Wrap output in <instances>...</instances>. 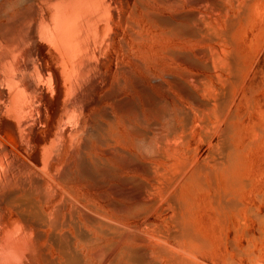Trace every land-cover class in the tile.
<instances>
[{
    "label": "bare ground",
    "instance_id": "1",
    "mask_svg": "<svg viewBox=\"0 0 264 264\" xmlns=\"http://www.w3.org/2000/svg\"><path fill=\"white\" fill-rule=\"evenodd\" d=\"M205 1L207 2L209 0H0V18L6 17L5 20H3V21L0 20V264H57L56 262H53L50 259V257L48 256V254L46 252V249L41 245V241L45 237V233H44L45 226H51V227H53L52 228L53 230H54V228L60 226L64 221L60 220L59 217L65 211L66 206L69 203H72L74 205L73 206L74 209H72L73 211L70 209L71 213L74 212L75 209L77 210L79 208V206H82L81 204L78 206V203L73 199L75 197L77 199L83 200L82 197L87 195V192H84V188L83 187L78 188L79 186H82V184H85L87 186H91L94 188L93 193L98 194L99 191L97 190L96 187H99L101 183L106 182V181L113 179L115 177V175H116L115 161L117 158L116 144L118 141L116 121H115V112H116V110H119L125 114V118H128V117L130 118V102H128V103L124 102V103L120 104V103H117V101H116L117 100L116 99L117 93L119 92V87H118L117 82L115 80V73H117V71L115 70V67H116V64H117V61L119 58H122L121 60L133 59V61L138 66H140V68L142 67L143 69L144 68L146 69L149 65L155 67V69L157 68L156 70H159L158 72H160V74H158L157 76L155 75V77H153L152 79L157 81L160 86H162L169 93H172V95L174 96V93L170 89L166 88L165 84L167 82H169L171 84V86H173L174 88L179 89L183 93H185V95L192 100V102L195 104V106H197L196 108H201L204 106L210 107V108L207 107L208 109L206 107H204L207 109V110H205L206 112L210 111V113H211L212 111H215V110H216L215 112H218V110H217V108H218L219 109L218 113L219 114L222 113V115H223V112H225V110H226V112L231 111L232 109H234L233 108L234 106L238 105L239 93H241V92L234 90L232 88L233 85L231 87H229L230 90L229 89L224 90L225 86L223 84H219V85L223 86V87H221L223 90L221 89V92H220V89H218V90H216V93L214 92L216 94L217 98H215V96H214L215 94L212 93L213 96L212 95L211 96L213 97V101H208V100L203 101L202 99H200L198 97V95H196V93L190 87V85L194 86V84H195L194 82H196L195 80H197V83L198 82H205L202 80L203 79V76H201L202 74L199 73L200 74L199 76H196L194 74L195 73L194 69H196L197 67L202 68V67L206 66V64H207L206 63L207 60L204 63H201L200 61L197 60V56H196V39L199 36L200 31L202 30V27H201V25H199V22H198L199 21V19H198L199 15H198V12H197L198 10L196 7L198 6L199 3H201V2L203 3ZM210 1H212V3L216 7H223V3H221L218 0H210ZM246 2H247V0H246ZM246 2L244 0L243 3L245 4ZM236 3H237V1H236ZM249 3H250V0L246 4H249ZM237 5H239V4H237ZM10 10L12 11V13H9ZM1 16H4V17H1ZM217 37H215V38H217ZM225 37L228 38L227 36H224L223 38H225ZM171 38H174V39L177 38V40H180V41L174 42L171 40ZM202 38H204V37H202ZM207 38L213 39L214 37L213 36H206L205 39L208 40ZM221 38H222V36H221ZM225 41H228V40H225ZM250 42H251V40H250ZM182 43H184V44H182ZM231 45H233V44H231ZM228 47H229V45H228ZM252 48H254V47L252 46ZM257 48H254V50ZM231 50H233V49H231ZM228 52H229V54H228ZM233 52L232 53L235 55L236 51L233 50ZM232 53H230V51H227L226 56L225 57L222 56V57H224L223 59L225 60L226 57L229 55L226 59L227 61L221 60V62H223V63L225 62V64H224L225 66L222 63V65H221L222 67L223 66L226 67V62L228 64L227 65L228 70H226L227 68H224L225 70H222V71L227 72V73H230V71L231 72L234 71V72H237L239 74V72L242 71V70H240V67H239L241 65L240 64L241 61H239V63L236 62L237 60H239V57L237 56L238 58L236 59V58H234V55L230 56V54H232ZM224 54L222 53V55H224ZM247 55H249V54H247ZM251 56L252 55H250V57ZM217 57L220 60L219 55H217ZM245 57H246V55H245ZM263 57H264V55H263ZM245 59H247V58H245ZM254 59H256V58H254ZM257 59L259 60L258 57H257ZM219 60H218V62H219ZM235 62L238 63L239 70L236 69L237 65L235 66ZM208 63H209V61H208ZM136 64H135V66H136ZM183 64H185L189 68V71L184 72L183 75H179L178 73L173 72L174 68H172L173 71H171V70L166 71L164 69V67L166 65H173L174 67L178 68ZM245 66H243V68H242V65H241L243 72L247 71L246 69L249 68L248 65L246 66L247 68ZM253 66H254V64H253ZM121 68L123 70L125 69L126 72L130 73V70L127 67L122 66ZM118 69H119V67H118ZM232 69H234V70L232 71ZM236 70H238L239 72ZM155 73H156V71H155ZM240 73H242V72H240ZM216 74H217V72L215 73V77L217 79L219 78L218 79L219 82L217 81V79H215L217 81V83H220V82L224 83L223 81H225V79L227 77L225 78V76H224L223 80H221L222 79L221 77H223V76H220L221 74L219 75V72L217 75ZM242 74H246V72L242 73ZM217 76H219V77H217ZM230 76H232V74H230ZM245 76L246 75H244L243 78ZM195 77H196V79H195ZM232 77H234V76H232ZM239 77L240 76L236 74L235 80H234V82L236 83V84H234L235 86H237L238 84L241 85V83H239V82H241L242 80H241V77L240 78ZM229 78L227 79L228 81H233L232 80L233 78H230L231 80H229ZM138 82L140 84H142L141 81H138ZM237 82H238V84H237ZM209 83H211V82H209ZM242 84H244V81H242ZM198 85L199 84H197V86H196V84H195V86L197 88H198ZM200 85L202 86V83ZM213 85H215V84H213ZM227 85L229 86V84H226V86ZM206 86H207V84H206ZM215 86H213V87H215ZM235 86H233V87H235ZM207 87L209 88V86H207ZM207 87H206V89H207ZM217 88H220V86L218 87V85H217ZM253 88L254 87H251V89H253ZM212 89H214V88L210 87V90H212ZM237 89H238V87H237ZM197 90H199V89H197ZM255 90H254V93H256ZM207 91H209V89ZM217 91H219V92H217ZM251 91L252 90H250V92ZM250 92L248 95L252 96L253 92H251V94H250ZM217 93L220 95H218ZM250 99H249V101H250ZM161 101H162V99H160L158 97H154L152 100L147 99V105L149 107H155ZM250 102H252V101H250ZM250 102H249V104H252ZM261 105H262V103H261ZM245 106H247V105H245ZM213 107H216V108H214L215 110L213 109ZM204 108H203V111H204ZM251 108L248 105V108H246V111H248V109H251ZM209 109H211L212 111ZM89 110H90V112H88ZM199 110H201V109H199ZM195 111H193V112H195ZM235 111L232 110V112H234V113H235ZM239 111H240V108H239ZM246 111H245V113H247ZM215 112L212 113V115L215 114ZM250 112L253 113L252 109L249 111V115H250ZM197 113H200V112L198 111ZM197 113H196V116H197ZM210 113L208 112V114H210ZM216 114L214 116H217V117H215L216 119L214 118L215 119L214 121H217L218 117L221 118V120L223 117L229 119V117H225L227 114L224 115L223 117L218 116ZM244 114L241 115V117H243ZM200 115H201V113H200ZM204 115L206 116V114H204ZM252 115H255V114L253 113ZM259 115H261L260 111H259ZM170 116H171V114H170L169 110L166 109L165 106H162L161 108L159 107L157 109L156 116H154L155 118L153 120H151L152 122H150L151 124L150 123L149 124L153 125L154 127L156 126L158 128V126H160L159 124H160L161 120L169 119V120H167L169 123V131H170V134L171 133L174 134V133H176L177 126H176L175 121ZM229 116L233 117L234 114L229 115ZM239 116H240V114H239ZM234 117H236V115ZM261 117H262V115H261ZM201 118H200V123L201 122L203 123L204 120H202ZM207 118H209V117H207ZM228 119H227V121L224 120L225 122L228 123L224 128L219 127V128H221V132H222V134L220 133L221 135L219 134V136H220L219 138L221 141L223 140L222 138H224V140H225L229 134L231 136V134L234 133V132L231 133L232 132V124H230V121H228ZM241 119H239V120H241ZM256 119H258V117ZM221 120H219L217 122H221ZM237 120H238V118H237ZM242 120L244 121V119H242ZM208 121L211 122L210 119ZM254 121H253V123H254ZM217 122L216 123L214 122V124H212L213 122L211 124L208 123V125L215 126V124H216V126H217L218 125ZM128 123L130 124V119H128ZM202 123H201V125L205 124V123H203V124ZM231 123H232V121H231ZM242 123H240V124H242ZM256 123H257V125L256 124H253V125L258 126V122H256ZM224 124H226V123H224ZM250 124H252V123H250ZM201 125H200V127H202V129H205L206 127H208L206 129H208L207 132L209 131V126L205 125L203 127ZM216 126L214 128H216ZM178 127H181V125ZM252 128H251V130H252ZM258 128H260V125ZM135 129H136L135 132L144 136V138L141 141V143L144 145V149L148 148L150 150H153V151L148 150V152H150V153L154 152V151H158V152L161 151L157 147L155 149V146H157L158 141L160 142V140H162L161 137H163V136H161V137H159V136L165 134L166 132L168 133V131L164 132L163 134L159 133L160 135L158 137L150 138L145 133V131H143L141 128H138V126H137V128L135 126ZM260 129H262V128H260ZM213 130L214 129L212 128V132H213ZM262 130H264V128ZM205 131H204V133H205ZM258 131H256V134L258 133L257 135H259V133H261V130H260V132H258ZM214 132H215V130H214ZM248 132L250 133V130L247 131V133ZM240 134L241 133H239V137H240ZM244 134H245V132H244ZM263 134H264V132H263ZM208 135H206V136H208ZM257 135L254 137L255 142L258 140V139L256 140V138L258 137ZM261 135H262V133H261ZM230 136H229V138H231ZM164 137H166V140H167L168 135H165ZM208 139L209 138H207V140ZM233 139H234V137H233ZM237 139H239V138L237 137ZM237 139H236V142H237ZM162 142H164V140ZM228 142H230L229 139H228V141L226 139L225 142L221 143V144H223V146L222 145H219V146H222V148H223L222 152L224 150L228 152V150H226L227 149L226 147H228V149L230 151H232V152H229L228 154L230 157L233 158V154H238L240 152L236 151V153H233V150H236V149L231 148L232 145L230 146V144ZM251 142H252V140H250L251 145L249 144V142H247V143L251 146V148H253L254 147L253 144L255 142L254 143L253 142L251 143ZM263 142H264V140H263ZM241 143H242V141H241ZM241 143H240V145H241ZM247 143H246L245 147L249 146ZM165 144H168V143H165ZM224 144H225V146H224ZM183 145H186V144L183 143ZM213 146H214V144H213ZM233 146L235 148V145H233ZM263 146H264V143H263ZM158 147H160V146H158ZM191 147H192V145H191ZM216 147H218V145ZM224 147H225V149H224ZM245 147L243 148L242 153L245 152L244 151ZM186 148L187 147L185 146V148L183 150L184 152H187ZM236 148H238V147H236ZM251 148H249L250 151L252 150ZM164 149H166V148L164 147ZM178 149L181 150V148H178ZM192 149H193V147H192ZM231 149H233V150H231ZM246 149H248V148H246ZM173 150L175 151V149H173ZM177 150L175 151L176 155H177V153H179V150H178V152H177ZM194 150H195V147L191 152H195ZM220 150H221V147H220ZM218 151H217V153H218ZM158 152H157V155H160ZM184 152H183V154H184ZM212 152H214V151H212ZM215 152H216V150H215ZM170 153L167 154V152H166L165 154H167V156L166 157L163 156V157H165V159H166L168 156H172L173 154H175L174 152H172L171 154ZM193 154L190 157H192ZM163 155H164V153H163ZM176 155H173V159H178V160H176V163H178L179 158L182 155L180 156V154H179L178 157H176ZM187 155H188V152H187ZM220 155H221V153H220ZM245 155L248 156L247 153ZM73 156H76V158H77V161H76L77 163H76L75 167H73V163L71 162V159ZM155 156H156V154H155ZM174 156L176 158H174ZM194 156L196 157V155H194ZM218 156H219V153H218ZM221 156H219V157H221ZM185 157L183 158L182 161L184 162V159H188V160H185V163H183L184 166H181V167H183V169H185V170L181 169V170H183L182 171L183 173L182 172L181 173H182V175H184V174L185 175L187 174V175L186 176L184 175L185 177H184V180L182 182H184V183L187 182L196 189L202 190L201 188H204L203 189L204 191L208 189V188L206 189L207 186L205 183L207 177L204 181V176L206 174L208 175V173H210V172L212 173V176H211L212 179L211 180L213 183H215V181H216V183L218 182L217 176H218L219 172L224 176L225 180L223 179V181H225V183L228 186L230 184H232V182L235 184L237 182L236 180L239 179L240 175L235 180V174L233 173L234 169L231 170L229 167H227L228 163L232 164L233 160L230 161V158H228L229 161L226 164L227 166L225 165L226 159H223L224 156H222L221 158L223 160H225V163H223L224 162L223 160H222V162L220 161V163H219L217 158L215 159L214 157H213L214 159H212L211 164L208 163L211 166L214 161L218 162L217 164L214 162V165L216 164L215 166L212 165V166H214V168L208 167V164L206 166V165H204L203 162H201L203 164L199 163L200 165H198V164L196 166L194 165L196 168L191 170V168L189 166L190 165L189 164L190 158L188 156H187L188 158H185ZM225 157H226V155H225ZM249 157H250V155H249ZM235 158H236V155H235ZM240 158L242 160V157H240ZM180 159H182V158H180ZM192 159H194V158H192ZM194 160H193V162H194ZM182 161H180V162H182ZM186 161H188V163H186ZM200 161H204V160H200ZM209 161H211V160H209ZM244 161H246V160H244ZM173 162L171 161V163L169 162L170 164L168 163L170 165V167L172 166L171 164H173ZM180 162H179V164L181 165L182 163H180ZM236 162H237V160L234 163H236ZM176 163L174 164V166L176 165L177 166L176 168L180 169V166L178 168V165ZM122 164L126 167H130V160H122ZM245 164L246 163H244V165ZM244 165L242 164L241 166H244ZM188 166L190 169L188 168ZM233 166L231 168H233ZM170 167H168V168H170ZM172 168H173V166H172ZM176 168H175L176 172L174 171L173 173L180 172ZM187 168L190 170V171L188 170L189 171L188 173L186 172ZM236 168H237V166H236ZM143 169H145L148 172L152 171L151 167H149L147 165H144ZM160 171L165 172L162 170H160ZM158 172H159V170H158ZM236 173H238V172H236ZM179 175L180 174L177 175L178 179L180 177H182V175L181 176H179ZM165 176H166V174H165ZM243 176H244V174H243ZM243 176H242V179H243ZM164 177H163V179H164ZM173 177L175 178V176H173ZM173 177H172V179H173ZM166 180H164V181L166 182ZM170 180L171 179H169L168 182ZM213 180H215V181H213ZM246 180H244V182ZM249 180H251V179H248V181H246V182H250ZM223 181L221 180V183ZM172 182H174V179L172 180ZM212 182H211V184H213ZM238 182H239V180H238ZM240 182L242 185L243 180H241ZM245 183L243 184L242 187L246 186ZM174 184H175V182H174ZM237 184H239V183H236L235 185H237ZM246 184L248 185L247 186V189H248L250 183H246ZM172 185H173V183H172ZM183 185H185V184H183ZM216 185L213 184L212 188L214 186L216 187ZM235 185H233V186H235ZM76 186H78V187H76ZM161 186H163V185H161ZM180 186L182 187V184ZM208 186H209V184H208ZM167 187H168V185H167ZM171 187L172 186H170V188ZM179 187H177V188H179ZM223 187H224V185H223ZM217 188H218V185H217ZM182 189H183V187H182ZM214 189H213V192H214ZM245 189L246 188H243L242 190L245 191ZM258 189H260V187L257 188V191L259 193ZM183 190H184V192H186L185 189H183ZM215 190H217V189H215ZM146 191H147V185L144 184V185L140 186L138 194L144 195L147 193ZM237 191L240 192L241 189L237 190ZM257 191L255 190V192H257ZM233 192L231 193L228 190L227 195L226 194L221 195L222 192H219V193L221 196L227 197L229 195V193H231V196H232ZM124 193L128 198H130V191H125ZM182 193H183V191H182ZM208 193H210V192H208ZM216 193H217V191H216ZM216 193H214L215 195H213L212 197L215 198L217 195ZM255 194L258 195L257 193H255ZM177 195H178V193H177ZM188 196L190 197L189 194H188ZM202 196H203V194H202ZM258 196H260V194ZM258 196H257V200L260 199V201H261L262 197L259 198ZM261 196H262V194H261ZM173 197H174L173 200H174V205H175V200L177 198H175L176 196H173ZM218 197L216 198L217 200L214 201V204H215V202H216V204H218L217 203ZM226 197H224V198H226ZM228 197H230V195ZM60 198H62V200H63L62 202H59ZM178 199H179V197H178ZM186 199H189V198H185L184 200H186ZM191 199H194V198L192 197ZM191 199H189V200H191ZM210 199H212V198L210 197ZM229 199L230 198H228V200ZM234 199H235V197H234ZM234 199H232V200H234ZM197 200H194V202ZM225 200H227V198L224 199V201ZM232 200L230 199L229 202H231ZM234 201L232 203V206L234 204V208L236 205L241 203V202H238L239 198H238L237 204H235L236 202H234ZM180 202H181V200H180ZM186 202H188V201H186ZM222 202H221V204L220 203L219 204L220 205H222L223 203L226 204V202H223V203ZM229 202H228V205L230 204L229 209L230 208L232 209L231 203H229ZM244 202H246V201H244ZM211 203H210V205H211ZM252 203H253V201L248 202V204H252ZM72 204H71V206H72ZM184 204H186V203L184 202ZM184 204H182V206H184V208H185ZM214 204H213V206L211 205V207H214L215 206ZM225 204H224V206H228L227 204L226 205ZM242 204H240V205H242ZM172 205H173V203H172ZM259 205H258V207H259ZM191 206H192V209L194 207L198 209V207L195 206V203L192 204ZM219 206L217 205V208H219ZM224 206H223V208H225ZM244 206L242 205V207H244ZM254 206H255L254 208L256 209L257 207L255 204H254ZM67 207H69V205ZM239 207H237V208L240 210ZM182 208H180V209H182ZM220 208H222V207H220ZM227 208H225L224 210H226ZM80 209H78V211H80ZM174 209L176 210V213H177L178 210L176 208H174ZM197 209L194 210L195 213H196ZM251 209L252 208H250V210H248V207H247L248 211H252ZM10 210H13L18 215V218L15 217L16 219L12 222L7 220V215H8ZM81 210L83 211L84 209H81ZM175 210H174V213H175ZM190 210H191V208L189 209V212H190ZM234 210H236V208L232 209L231 211H234ZM181 211H183V210H181ZM253 211H252V215L253 216L255 215V216L254 217L251 216V218L252 217L255 218L258 216L257 218H259V220H257L256 223H258L259 221L261 222L260 219L262 218V220H263L264 216L263 215L261 216V214L259 215V213H258V215H256L255 212H253ZM183 212H185V210ZM186 212H185V214L189 213V212L188 213H186ZM194 212L192 210V214ZM240 212H242V211H240ZM216 213H218L217 210H216ZM249 213L250 212H247V214H249ZM86 214H87L86 217L88 219L87 221L92 223L94 225V227H96V229L98 228L99 232H101L103 229H102L99 218L96 215H92L91 213L90 214L86 213ZM177 215H179V214H176V216ZM189 215H191V214H189ZM220 215L218 214L217 216H220ZM224 215H225V213H224ZM233 215H235V211H234ZM239 215H240V213H239ZM239 215H237V216H239ZM241 215H242V213H241ZM183 216L184 215L182 214V217ZM226 216H228V214L225 215V217H223V215H222V217H223L222 222L226 223V224L224 223L225 227L227 225V221L224 220V218L225 219L227 218ZM187 217H188V215H187ZM187 217L184 216V219L185 218L188 219ZM172 218H175V217H172ZM177 219H178V217L176 218V220ZM215 219H216V221H218L217 218H215ZM221 219H219V222H221L220 221ZM241 219L242 218H240V220ZM176 220L175 219L173 220V222H175V223H172V225L176 224ZM189 220H190V218H189ZM189 220H186V221L188 222ZM181 221H182V219L177 220V224L179 226L182 225ZM246 221H248V220L246 219ZM65 222H67V221H65ZM191 222L193 223V221H191ZM184 223H186V222H184ZM229 223H231V222H229ZM245 223L248 226V222H245ZM191 224L188 227L185 226L186 224H183V228L180 229L182 231H178L177 233H176L175 229H171V231L175 230L174 231L175 233L173 231L172 232L176 235V236L174 235L175 237L174 236H172V237H174V239L178 238L180 240L184 239V240L190 241L192 244L197 243L198 246H199V244L202 246L204 245L203 249L207 250V249H205V247L207 248V246L209 247V245L207 244V242L204 243L205 239L204 240H203V238L200 239V237H202V236L199 237L198 233L196 235V232L198 231V229L196 232L194 230L192 231L193 227H195V226H193ZM258 224L261 227V225H260L261 223H258ZM64 225H66V224H64ZM176 225H174L173 228ZM178 225H177V227H178ZM187 225H189V223ZM238 225H240V224H238ZM247 226L245 224H243L242 227L244 228ZM263 226H264V224H263ZM190 227H192V229ZM233 227L231 224V228H233ZM237 227H239V226H237ZM179 228H181V226ZM224 228L222 227L221 229L223 230ZM250 228H251V226H250ZM221 229L219 230V232L221 231ZM226 229L227 228H225L224 231H227ZM246 229H248V227ZM261 229H262V227H261ZM261 229L260 228H259V230L257 229L259 236L257 238L256 237L257 235H256L255 236L256 239H259V237L261 236V234H260ZM53 230H51V231H53ZM229 230H230V228H229ZM235 230L237 231V228L234 229L233 231H235ZM243 230H245V229H243ZM236 231H235V233H236ZM241 231L238 230V232H241ZM198 232H200V231H198ZM207 232H208V230H207ZM245 232H247V231H245ZM220 233L222 235L223 232H220ZM235 233H233V236L236 238V236L234 235ZM201 234H199V235H201ZM242 234H243V232H242ZM246 234L247 233H245V235ZM250 234H248V235H250ZM53 235H54L53 237L50 235L52 237L51 240L54 239L57 242H59L61 238L57 239L58 238L57 235H55V234H53ZM78 235H79L80 240L82 242H85L87 245H96L97 243L100 242V239H101L100 235H92L90 232L89 233L85 232V230H83V229H82V231L79 230ZM211 235H212V233H211ZM138 236H137V234L134 235V233H133V236L130 237V241L132 243H138V241H141L140 236L139 237ZM223 236H224V234H223ZM223 236H221V237H223ZM251 236H254V235H251ZM142 238L145 239V237H142ZM210 238H213V237H209L208 238L209 241H210ZM224 238H222V240L224 239L223 242H225L227 239L226 237H224ZM235 238L233 240L234 243L237 240ZM244 238H245V236H244ZM247 238L245 240L247 243L249 242L248 244L246 243L247 245H245L247 248L244 246V248L239 250V253L241 251L243 254L246 252L245 256L246 255H250V256L252 255V257L249 256L250 258H248V259H249V261L250 260L254 261L257 258L255 256H253V254H251V253H253V251L256 249H252L253 251L251 250L252 252L250 253V252H248V246H251L250 244H252L253 242L255 243L256 241H255V239H253L254 237H251V241L253 240V242H250V240L247 241L248 240ZM261 238H263V236H261ZM261 238L259 240H261ZM143 239H142V241H143ZM207 240H205V241H207ZM213 240H214V238H213ZM187 241H185L186 245L187 244L189 245L190 242H187ZM178 243H179V241H178ZM238 243L239 242H237V244ZM215 244L216 243H214L213 246ZM233 244L231 245V247L232 246L234 247L235 244L234 245ZM253 244L251 246L252 248L255 247V244H254V247H253ZM192 246L189 245V248L190 247L192 248ZM202 246H200V248ZM211 246H212V244H211ZM229 246H230V244H229ZM237 246L234 247L235 251H238V249L240 248V247L238 248ZM60 247H61L62 252L64 253L65 258H66L64 264H86L87 258L83 254H81L80 252L78 253L68 242H62ZM212 247L211 248L209 247V248L212 249ZM261 247H262V245H261ZM134 248H136V246ZM137 248L136 249H133L131 247L130 248H126V247L124 248L125 253H126V257L130 260V263L139 262L141 264H157L156 261H154L150 257V255H152V254L148 253L147 249H146L147 250L146 251V250H144L145 248L144 249H137ZM223 248H225V245L223 246ZM186 249H187V247H186ZM193 249L190 250L191 253L193 254V256H194L193 252H195V254H197L196 252H201V249H200V251H198V248H195L197 251H195V249H194V251L192 252ZM210 249H209V251H210ZM213 249H214V247H213ZM250 249L251 248H249V250ZM258 249H260V246ZM258 249H257V251H258ZM111 250H112V247L108 246L104 250H102V252L96 251L95 252V258L96 257L97 258L108 257L111 254ZM204 250H203V253H205ZM226 250H227V248H226ZM230 250H232V249H230ZM48 251H49V249H48ZM159 251H161L162 254L165 253V252L163 253L162 250H159ZM232 251H234V250H232ZM208 252H206V253H208ZM261 252H263V250H261ZM161 253H160V255H161ZM226 253H227V251H226ZM239 253L236 252V254H239ZM247 253H250V254H247ZM258 253H259V251H258ZM169 254H170V256H171V254L173 255V253H171V252ZM169 254H166V256L168 257ZM192 254H189V255L192 256ZM260 254L261 253H259L258 255H260ZM228 255H230V254H228ZM228 255H227V259L229 258ZM241 255L239 254L237 256L238 257L240 256V258H241ZM263 255H264V252H263ZM193 256H192V258H193ZM205 256H206V254H205ZM237 256L235 255V257H237ZM174 257H172L173 258L172 262L177 261L178 258L179 259L182 258V257H178V258L177 257L174 258ZM238 257L235 260H239ZM172 258H171V260H172ZM258 258H260V256ZM174 259H176V260H174ZM227 259L225 258V262L227 264H229ZM185 260H186V257H185ZM185 260L183 261V259H182L179 261V263L181 261L183 264H184V262L186 264L188 262H189V264H191L192 262L195 263L194 260H191L189 258H188V262H186ZM232 260H233V258H232ZM235 260H233L232 261L233 263H230V264H234ZM229 261H230V258H229ZM235 262H237V261H235ZM262 262H261V264H262ZM249 263L252 264V262H249ZM253 263L259 264L260 261H259V263L254 261ZM175 264H177V263L175 262ZM236 264H239V263H236ZM263 264H264V262H263Z\"/></svg>",
    "mask_w": 264,
    "mask_h": 264
},
{
    "label": "rangeland",
    "instance_id": "2",
    "mask_svg": "<svg viewBox=\"0 0 264 264\" xmlns=\"http://www.w3.org/2000/svg\"><path fill=\"white\" fill-rule=\"evenodd\" d=\"M218 1L223 3V7H216L212 3V1H210V0L207 2L205 1L203 3L201 2L196 7L198 10L197 11L198 15H199L198 16L199 17L198 22H199V25H201V27H202V30L200 31L199 36L196 39V56H197V60L200 61L201 63H204L207 60L206 61L207 64H206V66L202 67L203 69L200 67H197L196 69H194V71H195L194 74L196 76H199L200 74H202L201 75V76H203L202 80L205 82H198L197 83V80H195L196 82L193 81L196 84V86H197V84H199L198 88L195 86V84H194V86L190 85L192 82L189 85H190L191 89L196 93V95H198V97L200 99H202L203 101H205V100L206 101L207 100L213 101V97H212L213 94H215L216 90H218V89H220V92H221V89H222L221 87H223L219 84H223L225 86L224 90H228V89L230 90L229 87H231L232 85L235 86L234 84H236L234 82L236 74L239 75L241 77V80L244 81V84H242V81H241V82H239V83H241V85L238 84V82H237V84L239 86L238 85L235 87L232 86V88L234 90L241 92V93H239L238 105L234 106L233 107L234 109H232L234 111L236 110L235 111L236 114L234 112H232V110L227 111V112L225 110L226 113L223 112V115L221 112H220L221 114H219L218 108H217L218 112H215L216 110L214 108H216V107H213V109L215 111H212L213 110L212 108H211L212 110L209 109L212 111L211 113H210V111H207V112L205 111L208 108H210L208 106H204L206 108L208 107L207 109L204 107L196 108L197 106H195V104L192 102V100L190 98H188L185 95V93H183L181 90L176 89L173 86H171V84L169 82H167L165 84L166 88L170 89L174 93V96L172 95V93H169L162 86H160L157 81L152 79L153 77H155V75L157 76L158 74H160V72H158L159 70H156L157 68L155 69V67L149 65L146 69L145 68L143 69L142 67L140 68V66H138L133 61V59L121 60L122 58H119L117 61L116 67H115V70L117 71V73H115V80H116L117 85L119 87V92L117 93V98H116L117 100L116 101H117V103H120V104L124 103V102H126V103L130 102V118L129 117L125 118V114L119 110H116V112H115L116 129H117V135H118L117 136L118 141L116 144L117 158L115 161L116 175L113 179H110L106 182H103L100 184L99 187H96L97 190L99 191L98 194L93 193L94 188L91 186H87L85 184H82V186H79V187L76 186L78 188L83 187L84 192H87V195L82 197L83 200L77 199L75 197L73 198L78 203V206L80 204L82 205V206H79L78 209L81 208L84 210L82 211L80 209V211H81L80 212V211H78V209L77 210L75 209L76 211L74 210V212H72L73 213L72 214L71 210L74 209L73 208L74 205L72 203H69L68 204L69 207H67L68 206L67 205L65 211L59 217L60 220L64 221L63 223L66 225H64L62 223L60 226L54 228V230L52 229L53 227H51V226H45V229H44L45 237L41 241V245L46 249L48 256L50 257V259L53 262H56L57 264H64V262H65L66 258H65L64 253L62 252L61 247H60L62 242H68L78 253L80 252L81 254H83L87 258L86 264H141L139 262L130 263V260L126 257V253H125V249H124L125 247L126 248L131 247L133 249H136L137 247H138L137 249H144V248H145L144 250L147 249L148 253L152 254V255H150V257L154 261H156L157 264H172V263L175 264V262L178 264L180 260L183 259V261H184L185 257H186V260H185L186 262H188V258H189L191 260H194L196 264H198V263L199 264H201V263L202 264H213L214 262H215L214 264H227L225 262V258L227 259L228 254H230V255H228V257L230 258V261L232 260V258H233V260L237 259V257H238L237 255L242 254L241 258H240V256L238 257L239 260H235L237 262L234 261V264H236V263L251 264L249 262H252V264H255V263H253L254 261L258 262V263L260 261L259 264H261L262 261L264 262V255H263V252H264V228H263L264 227L263 226L264 219L262 220V218H261L260 219L261 222L260 221L258 222V223H261L260 224L262 227V229H261L259 224L256 223L257 220H259V218H257L258 216L253 218L255 215L254 216L252 215V211L254 210L253 212H255L256 215H258V213H259V215L261 214V216L262 215L264 216V202H263L264 201V199H263L264 198V146H263V143H264L263 142V140H264L263 132H264V130H262L264 128V123H263L264 122V119H263L264 118L263 117L264 116V111H263L264 110V106H263L264 105V64H263L264 63V59H263L264 58L263 57V55H264V39H263L264 38V0H250L249 4H246L249 0H247V2L245 0V2H246L245 4L243 3L244 0H239V1L238 0H218ZM236 1H237V3H236ZM237 4H239L240 6ZM9 13H12V11L10 10ZM1 17H4V16H1ZM5 19H6V17L0 18V20H2V21ZM206 36H213L214 40L211 38L213 40L212 41L211 39L207 38L209 40L208 41L205 39ZM221 36H222V38H221ZM224 36H227L229 39L230 38L231 39L229 40L226 37L223 38ZM202 37H204V38H202ZM215 37H217V38H215ZM171 40L174 42L180 41V40H177V38H175V39L171 38ZM225 40H228L229 42L225 41ZM250 40H251V42H250ZM182 44H184V43H182ZM231 44H233V45H231ZM228 45H229V47H228ZM252 46L254 48H257V47L258 48L254 50V48H252ZM230 48L233 49L234 51H236L235 55L233 54L234 53L233 50H231ZM227 51H230V53L233 52L232 54H230V56L234 55V58H236V59L239 57V60H237L236 62L239 63V61H241L240 64L242 65V68H243V66L248 65L249 70L246 69L247 68L246 66H245L246 68L244 67L247 70V71H245L246 74H242L245 72H243V69L241 68L240 64H239L240 65L239 67H240V70H242L240 72H242V73H240L238 71L239 70L238 63H236V62H235V66L237 65L236 69H238L236 71H238L239 74L237 72H234L233 71L234 69H232L233 72L230 71V73L222 71V70H225L224 68H227L226 70H228L227 62H226V67H224L225 62L224 63L221 62V60H224L223 58L226 56ZM222 53L223 54L225 53V54L222 55ZM228 54H229V52H228ZM247 54H249V55H247ZM217 55H219L220 60L217 57ZM245 55H246V57H245ZM250 55H252V56L250 57ZM222 56H224V57H222ZM227 57H226V59H227ZM257 57L259 58V60L261 62L257 59ZM245 58H247V59H245ZM254 58H256V59H254ZM218 60H219V62H218ZM208 61H209V63H208ZM222 63L224 65L223 67L221 66ZM135 64H136V66H135ZM253 64H254V66H253ZM207 65L209 67L211 65L212 66L209 68ZM122 66L127 67L130 70V73L126 72L125 69L123 70L121 68ZM118 67H119V69H118ZM172 68H174V71ZM164 69L166 71L171 70L173 72L178 73L179 75H183L184 72L189 71V68L185 64L181 65L178 68L174 67L173 65H166L164 67ZM155 71H156V73H155ZM216 72H217V74L219 72V75L221 74L220 76H223V77H221L222 79L220 78L221 80H223L224 76H225V78L227 77L225 79V81H223L224 83H222V82L217 83L219 78L217 79L215 77ZM230 74H232V76H234V77L230 76ZM242 75L243 76L246 75L247 77L245 76L243 78ZM217 77H219V76H217ZM229 77L233 78L232 79L233 81H228L227 79ZM230 78H229V80H231ZM195 79H196V77H195ZM215 79H217V81ZM138 81H141L142 84H140ZM209 82H211V83H209ZM201 83H202V86L200 85ZM206 84H207V86H209V88L206 86ZM213 84H215L216 86ZM226 84H229V86L228 85L226 86ZM212 85L215 87H213ZM217 85H218V87L220 86V88H217ZM206 87H207V89H206ZM210 87L214 88V89L210 90ZM237 87H238V89H237ZM251 87H254V88L251 89ZM196 88L199 90H197ZM208 89H209V91H207ZM250 90H252L251 92H253V93L255 90L256 93H254V94L252 93V96L248 95ZM217 92H219V91H217ZM251 92H250V94H251ZM218 95H220V94H218ZM214 96H215V98H217L216 94ZM154 97H158V98L162 99V101L159 104H157L155 107H149L147 105V99L152 100ZM249 99L252 102H250ZM249 102L252 104H249ZM261 103H262V105H261ZM245 105H247V106H245ZM248 105L250 108L252 107L251 109L255 115H252L253 114L252 112H250V115H249V111L251 109H248V111H246V108H248ZM162 106H165L166 109L169 110V112L171 114L170 117H172V119L176 123L177 128H176V133H174V134L173 133L170 134L169 123L167 121L169 119L161 120V122L159 124L160 126H158V128L156 126L154 127L153 125H150L151 124L150 122H152L151 120H153L155 118L154 116H156L157 109L159 107L161 108ZM203 108H204V111H203ZM239 108H240V111H239ZM199 109H201V110H199ZM195 110L197 112L199 111L201 113V115H200V113H197ZM193 111H195V112H193ZM245 111L247 113H245ZM259 111H260L262 117H261V115H259ZM88 112H90V110ZM208 112L211 115L208 114ZM214 112H215V114L217 113L216 115L221 116V117H223L224 115H226L229 112L225 116V117H229V119L223 117L221 120V118L218 117L217 121L221 120V122L214 121L216 119L215 117H217V116H214L215 114L212 115V113H214ZM196 113H197V116H196ZM203 113L206 114V116ZM231 113L234 114V116L236 115V117H234V116L230 117L229 115H232ZM239 114H240V116H239ZM243 114H244V116L241 117V115H243ZM207 117H209V118H207ZM257 117H258V119H256ZM200 118L202 120H204V122H203V123H205L204 125H201L202 122L200 123ZM237 118H238V120H237ZM241 118L244 119V121ZM128 119H130V124L128 123ZM209 119L211 120V122L208 121ZM227 119H228V121H230V124H232V132L231 133L234 132L233 133L234 135L231 134V136H230V134H229L226 139H227V141L229 139L230 142H228V143L230 144V146L232 145L231 148L236 149V150L231 149V150H233V153H236V151L240 152V153L237 152L238 154H233V158L230 157L228 154L229 152H232L228 149V147H226L227 148L226 150H228V152L225 150H224L225 152L224 151L222 152L223 144H221V143L225 142L226 139L224 140V138H222L224 141L223 140L221 141L219 138L220 137L219 134L220 133L222 134L221 128L222 127L224 128L228 124L227 122H225V121H227ZM239 119H241V120H239ZM231 121H232V123H231ZM253 121H254V123H253ZM214 122L215 123L217 122V124L219 126L218 125L216 126V124H215L216 128H214L215 126L208 125V123L214 124ZM256 122H258V126H256L257 125ZM224 123H226V124H224ZM240 123H242V124H240ZM250 123H252V124H250ZM253 124H256V125H253ZM180 125H181V127H178ZM200 125L203 127L205 125L209 126V131L207 132L208 129H206L208 127H206L205 129H202V127H200ZM259 125H260V128H262V129L258 128ZM135 126H136V128L138 126V128H141L143 131H145V133L150 138L158 137L161 133L163 134L164 132L168 131L169 134L166 132L165 134L159 136V137H161V136L164 137L165 135H168L167 140H166V137H164V138L161 137L162 140H160V142L158 141L157 146H155V149L157 147L161 151L159 150L160 152L154 151V152L150 153V152H148V150H150V149H148V148L144 149V145L141 143L144 136L135 132V130H136ZM249 126L253 127V128L251 127L252 130ZM211 127L215 130V132H214V130L212 132ZM219 127H221V128H219ZM249 130H250V133L249 132L247 133V131H249ZM260 130H261L262 135H261V133H259V135H260L259 136V135H257L258 133L256 134V131L260 132ZM204 131L206 134L204 133ZM244 132H245V134H244ZM239 133H241L240 137H239ZM206 135H208L209 137ZM256 135L258 136L256 138V140L258 139L259 141L257 140L255 142L254 137ZM229 136L232 139L229 138ZM233 137H234V139H233ZM237 137L239 139H237ZM207 138H209V139L207 140ZM236 139H237V142H236ZM163 140H164V142H162ZM250 140H252L253 143L255 142L253 144V146H254L253 148H251V146H250L251 145ZM241 141H242V143H241ZM247 142H249L250 145ZM165 143H168V144H165ZM183 143L186 145H183ZM240 143H241V145H240ZM246 143L249 145V146L247 145L248 147H245ZM213 144H214V146H213ZM191 145H192L193 149L195 147V150H194L195 152H191L193 150ZM217 145L219 148L216 147ZM219 145H222V146H219ZM233 145H235V148ZM158 146H160V147H158ZM185 146L187 147L186 151L188 152V155H187V152L183 151ZM224 146H225V144H224ZM164 147L166 149H164ZM220 147H221V150H220ZM236 147H238V148H236ZM244 147H245V150H244L245 152L242 153V150ZM178 148H181V150ZM246 148H248V149H246ZM249 148H251L252 150L250 151ZM173 149H175V151L178 149L179 153H177V155H176V153ZM224 149H225V147H224ZM178 150H177V152H178ZM215 150H216V152H215ZM150 151H153V150H150ZM212 151H214V152H212ZM217 151L219 153V156H221V155L224 156L223 159H226V163H225V160H223L221 158L222 156L221 157L218 156ZM157 152L160 155H157ZM166 152H167V154H169L170 152L171 153L174 152L175 154H173V155H176V157H178L179 154L181 156L183 154V152H184V154L181 157L179 156L182 159L179 158L178 163H176V160H178V159H173V155L168 156L165 159V157L167 156V154H165ZM163 153H164V155H163ZM191 153L192 154L194 153L193 156L196 155V157L195 156L190 157L192 155ZM220 153H221V155H220ZM246 153L248 154V156L245 155ZM155 154H156V156H155ZM186 155L190 158V160H189L190 165L189 164L188 165L190 166L191 170L196 168L195 166L197 164L200 165V164L204 163V165H206V166L208 163L211 164L212 159H214V158L215 159L217 158L219 163H220V161L222 162V160H223L224 161L223 163H225V165L229 161L228 158H230V161H232V160L236 161L237 160L236 163H234L235 161L234 162L232 161V164L234 166L231 163L230 164L228 163L227 164L228 166L227 165L226 166L229 167L231 170L234 169L233 173L235 174V180L238 178L239 175L241 176V177L239 176V179H238L239 182H238V180H236L237 182L235 181L236 183H239V184L235 185L236 183L234 184L232 182V184H230L228 186L225 183V181H223L224 176L220 172L218 173V176H217L218 179L216 178L218 181L217 183L215 181L216 179L213 180V181H215V183L212 182V180H211L212 179L211 178L212 173L211 172L208 173V175L206 174L204 176V181L207 177V179L205 181L207 187L206 186L205 187H206V189L208 188L205 191L203 190L204 188H201L202 190H199V189L194 188L192 185H190L187 182L186 183L182 182L184 180V177L187 175V174L186 175L184 174L185 176L182 175V173H183L182 171L185 169H183V167H181V166H184L183 163H185V160H188V159H184V162L182 161ZM225 155H226V157L227 156L228 157L226 158ZM235 155H236L237 159L235 158ZM238 155L240 157H242L243 161L241 160V158ZM249 155H250V157H249ZM163 156H165V157H163ZM187 156L185 158H188ZM176 157L174 156V158H176ZM192 158H194L195 160ZM208 159L211 161H209ZM122 160H130V167L124 166L122 164ZM170 160L172 162L174 161L178 165V168L180 166V169H177L176 165L174 166V164H175L174 162H173V164H171L173 166V168H172V166L170 167V165H169L171 163ZM193 160H194V162H193ZM200 160H204V161H200ZM244 160H246V161H244ZM76 161H77L76 156H73L71 159V162L73 163V167H75V165L77 163ZM180 161H182V162H180ZM179 162L182 164L180 165ZM201 162H203V163H201ZM214 162L212 163V165H214ZM186 163H188V161H186ZM215 163L217 164L218 162H215ZM244 163H246V164L244 165ZM210 164H208V167H211V168H214V166L216 165L215 164L214 166H212V165L210 166ZM240 164L241 165L243 164L244 166H241ZM144 165L151 167L152 171L150 170L151 172H148L145 169H143ZM229 165L230 166L232 165L233 168H231L232 166L230 167ZM189 166H188V168H189ZM236 166H237V168H236ZM168 167H170V168H168ZM174 167L177 170H179L180 172L173 173L174 171L176 172ZM188 168L186 171L187 173L190 171L189 170L190 168L189 169ZM181 169H183V170H181ZM158 170H159V172H158ZM160 170L165 171V172H161ZM236 172H238V173H236ZM165 174L167 177L165 176ZM176 174L177 175L180 174L179 176L182 175V177H180L178 179V176ZM243 174H244V176H243ZM171 176L172 177L175 176V178L173 177L175 184H174V182H172L173 179ZM242 176H243V179H242ZM163 177H164V179H163ZM169 179H171V180L168 182ZM240 179L243 180L242 185H241ZM248 179H251V180H249L250 182H246V181H248ZM164 180H166V182ZM221 180L223 181L222 183H221ZM244 180H246L245 181L246 183H250L248 189H247L248 185L244 182ZM211 182L215 185L217 184L218 188H217V185H216V187L214 186L212 188L213 184H211ZM172 183L174 186L172 185ZM180 183L182 184V187H183V189H185L186 192H184V190L180 186L181 185ZM244 183L246 186L242 187ZM144 184L147 185V191H146L147 193L144 195L138 194L140 186H142ZM183 184H185V185H183ZM208 184H209V186H208ZM161 185H163V186H161ZM167 185H168V187H167ZM169 185L172 187L170 188ZM223 185H224V187H223ZM233 185H235V186H233ZM177 187H179V188H177ZM236 187L237 188L239 187V188L237 189ZM259 187H260V189H258L259 190V193H258L257 188H259ZM214 188L217 190H215ZM235 188L237 190L241 189V191L238 192ZM243 188H246L245 191L242 190ZM213 189H214V192H213ZM181 190L183 191V193ZM228 190L231 193L234 191L232 196H231V193H229L230 197H228L229 195L227 197L221 196V195H225V194L227 195ZM255 190L257 192H255ZM125 191H130V198H128L125 195V193H124ZM207 191L210 192L211 194L208 193ZM216 191H217V193H216ZM219 192H222L223 194L221 193V195H220ZM177 193L179 196L177 195ZM214 193H216L219 197L217 195L215 198L212 197L213 195H215ZM255 193H257L258 195L260 194V196L256 195ZM188 194L190 195V197L192 196L194 199H191L192 197L190 198L188 196ZM202 194H203V196H202ZM261 194H262V196H261ZM173 196H176L175 198H177L175 200V205H174V200H173L174 197ZM257 196L259 198L262 197L261 201L262 200L263 201L261 202L260 199L257 200ZM178 197L181 200V202L178 199ZM210 197L212 199H210ZM217 197H218V202H217L218 204H216V202L214 204V201L217 200L216 199ZM224 197H226L227 200L224 201V199H226ZM234 197H235V199H234ZM185 198H189L191 200H189V199L184 200ZM228 198H230L231 200L234 199L235 201L232 200L231 202H229L230 199L228 200ZM238 198H239V201H238ZM194 200H197V201L194 202ZM62 201H63L62 198H60L59 202H62ZM176 201L178 203L179 202L180 203L178 204ZM186 201H188V202H186ZM220 201L226 202L227 205L229 202V203H231V206H232L233 201L236 202L235 204H237L238 202H241V203L238 204L240 207L238 205L235 206V208H236V210H234L235 215H233L234 211H231V210L235 209L234 204L232 206V209L231 208L229 209L230 204L228 206H224L225 203L222 202L223 204L220 205L221 204ZM244 201H246V202H244ZM251 201H253V203L248 204V202H251ZM184 202L186 204H184ZM193 202L195 203V206L198 207V209H199L198 210L197 208L194 207L195 209L198 210V211L196 210V213L194 212L195 209L194 208L192 209V206H191L192 204H194ZM172 203H173V205H172ZM181 203L185 205V208H184V206H182ZM210 203L212 206H213V204L215 206L211 207ZM71 204H72V206H71ZM240 204H242L243 206L245 205V206L242 207V205H240ZM254 204L257 207L256 209L254 208L255 207ZM217 205L218 206L220 205L219 208L220 207H222V208H220V209L217 208ZM258 205H259V207H258ZM223 206L225 208H227V207L228 208L226 210H224L225 208H223ZM246 206L248 207V210H250V208H252L251 209L252 211H248ZM179 207L182 209H180ZM237 207H239L240 210ZM174 208H176L178 210L177 213H176V210ZM190 208H191V210L189 212ZM174 210H175V213H174ZM181 210H183V211L185 210V212L187 211L186 213H188V212L189 213L185 214V212H183ZM192 210L194 212L193 214H192ZM216 210L218 213H216ZM240 211H242V212H240ZM246 211L250 212V213L247 214ZM86 213H89V214L91 213L92 215H96L99 218L102 229H103L101 232H99L98 228L96 229V227H94V225L92 223L87 221L88 219L86 217L87 216ZM224 213H225V215L228 214V216H226L227 218L226 219L224 218V220L227 221L226 227H225L226 223L222 222L223 217H225ZM239 213H240V215H239ZM241 213H242V215H241ZM176 214H179V215L176 216ZM182 214L185 217H187V215H188V217H187L188 219H186V218L185 219L189 220V218H190V220L193 221V223L190 220L187 222L184 219V216L182 217ZM189 214H191V215H189ZM216 214L217 215L221 214V215L217 216ZM222 215H223V217H222ZM237 215H239L240 217ZM251 216H253V217L251 218ZM15 217L18 218V215L13 210H10L8 215H7V220L12 222L16 219ZM172 217H175V218H172ZM177 217H178V219H182V221H183V222L181 221V223H182V225H180L181 228H179L180 226L177 224V220H178V219L176 220ZM215 218H217L218 221H216ZM240 218H242V219L240 220ZM174 219L176 220V224L178 225V227L176 224L172 225V223H175V222H173ZM219 219H221L220 220L221 222H219ZM246 219L248 221H246ZM65 221H67V222H65ZM184 222H186V223H184ZM229 222H231V223H229ZM245 222H248V226ZM188 223H189V225H187ZM183 224H186L185 225L186 227L190 226V224L195 226V227L192 226L193 229H192V227H190V228L192 229V231L194 230L195 232L197 231V229H198V231H200V232H198V231L196 232V235L198 233L199 237L202 236V237H200V239L203 238V240L204 239L207 240L209 237H213L214 240H213V238H210V241H209V239L207 241L204 240V243L207 242V244L209 245L210 248L213 246L214 243H216L215 244L216 246L215 245L213 246L214 249L212 247V249H213L212 250L207 246V248L205 247V249H207V250H204L203 249L204 245L202 246L199 244V246H198L197 243L192 244L190 241H187L184 239L183 240H180L178 238L174 239V237L176 236L174 234L175 233L174 231L176 230V233L178 231H182L180 229L183 228ZM231 224H232V227L234 226L233 228H231ZM238 224H240V225H238ZM243 224H245L248 227V229H246L247 227L243 228L242 227ZM174 225H176V226L173 228ZM249 225L251 226V228ZM237 226H239V227H237ZM222 227L227 228L226 229L227 231H224L225 228L222 230L221 229ZM229 228H230V230H229ZM236 228H237V231L235 230L236 231V233H235V231H233V230ZM259 228L261 229L260 234H261V236H263V238H261V236L259 237V239L261 238V240L256 239V237L258 238V236H259V233L257 231V229L259 230ZM82 229L85 230V232H88V233L90 232L92 235H100V237H101L100 242L97 243L96 245H87L85 242H82L79 238V235H78L79 230L82 231ZM171 229H175V230H172L174 233L171 231ZM220 229H221L220 232H223L222 235L219 232ZM243 229H245V230H243ZM51 230H53L54 232ZM207 230H208V232H207ZM238 230H240V231L242 230V231L238 232ZM245 231H247V232H245ZM242 232H243V234H242ZM133 233H134V235H136V234H137V236L139 235L141 238V241L143 239L142 237H145V239H143L142 242L138 241V243H132L130 241V237L133 236ZM211 233H212V235H211ZM233 233H235L234 235L236 236V238L233 236ZM245 233H247V234L245 235ZM53 234L57 235V237H58V238L56 237L57 239L61 238L59 242H57L54 239L51 240L52 237L54 236ZM199 234H201V235H199ZM223 234H224V236H223ZM248 234H250V235H248ZM251 235H254V236H251ZM172 236H174V237H172ZM221 236H223V237H221ZM244 236H245V238H244ZM224 237L227 238L225 242H223V240L225 239ZM233 237L235 239H237L236 241L239 242L238 244L236 241H235V243L233 242V240H234ZM251 237H254L253 239H255V241H256L255 243L253 242V240L251 241ZM222 238H224V239L222 240ZM246 238L248 239L247 241L250 240V242H253L255 244V247H254V244L252 243L254 248L251 247L252 244H250L251 246H248V252H250V253L253 251L252 249H256L253 251V253H251V254H253V256H255L257 258L254 261H251V260L249 261V259H248V258L252 257V255L251 256L250 255L245 256L246 252L243 254L241 251L239 253V250L244 248V246L249 243V242L247 243L245 241ZM178 241H179V243H178ZM185 241L190 242L189 245L190 246L193 245L194 247L192 246V248L191 247L189 248V245L188 244L186 245ZM210 243L212 244V246ZM229 244H230V246H229ZM232 244L234 245V247L237 245H238L237 246L238 248L240 247L239 249L236 247L238 249V251H235V248L233 246L231 247ZM224 245H225V248H223ZM261 245H262V247H261ZM108 246L112 247L111 254L108 257H102V258L96 257L95 258V252L96 251L102 252V250H104ZM135 246H136V248H134ZM200 246H202V247L200 248ZM259 246H260V249H258ZM186 247H187V249L188 248L189 249L187 250ZM193 248L194 249L198 248V251H200V249H201L202 253L196 252L197 254H195V252H193L194 251ZM208 248L210 249L211 252L209 251ZM226 248H227V250H226ZM249 248H251V249L249 250ZM48 249H49V251H48ZM191 249H193L192 252L194 253V256L190 251ZM230 249L234 250L235 252L230 250ZM257 249H258L259 253H261L260 255H258L259 253H258ZM159 250H162V252L163 253L165 252V253L162 254L161 251H159ZM203 250L205 251V253H203ZM225 250L227 251V253ZM261 250H263V252H261ZM195 251H197V250L195 249ZM170 252L173 253V255L171 254L172 257L175 256L177 258L178 257H182V258H180V259L176 258L177 261L172 262L173 258L170 256V254H169ZM206 252H208V253H206ZM236 252L239 254H236ZM160 253H161V255H160ZM250 253H247V254H250ZM166 254H169L168 257L166 256ZM189 254H192L193 258ZM205 254L207 257L205 256ZM235 255L237 257H235ZM257 256L258 257L260 256V258H258ZM170 257L172 258V260ZM229 258L227 259L229 264L233 263L232 262L233 260L230 262ZM176 259H174V260H176ZM263 262H262V264H263ZM180 263L183 264L182 261ZM192 263L195 264L194 262H192ZM184 264H186V263L184 262ZM187 264H189V262Z\"/></svg>",
    "mask_w": 264,
    "mask_h": 264
}]
</instances>
